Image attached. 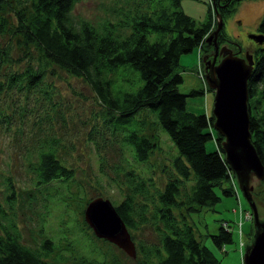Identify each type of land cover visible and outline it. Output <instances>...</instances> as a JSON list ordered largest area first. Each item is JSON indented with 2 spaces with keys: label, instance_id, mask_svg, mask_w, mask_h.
<instances>
[{
  "label": "trees",
  "instance_id": "16d2710c",
  "mask_svg": "<svg viewBox=\"0 0 264 264\" xmlns=\"http://www.w3.org/2000/svg\"><path fill=\"white\" fill-rule=\"evenodd\" d=\"M74 1L0 0V32L15 37L14 41L21 44L20 56L25 59L20 69L7 67L0 71V92L14 87L26 94L31 87L42 84L46 73L55 68L82 77L103 107L101 113L111 134L103 136L98 127L86 130L85 139L98 161V174L107 183L113 181L120 191L113 204L126 228L148 221L156 231L155 241H137L142 256L139 264H219L213 250L201 240L200 231L191 224L188 213L212 207L222 195H236L237 185L223 159L221 136L212 127L211 112H195L185 106L188 96L205 90L199 60L196 59L195 70L203 88L179 90L178 68L180 53L197 47L209 51L205 49L209 44L204 37L214 28V11L225 17L238 0H213L216 8L208 2L207 18L198 22L180 8L179 0H135L133 7L120 9L119 20L103 18L98 24L85 16H75ZM115 23L122 32L113 29ZM256 25L255 31L264 34V7ZM221 29L217 37L223 33ZM256 44L251 49L253 69L246 78L248 130L264 166V40ZM6 48L0 47V65L7 59ZM142 113L153 115L173 145L169 159L173 173L167 174L159 188L154 187L151 200L147 199L150 182L134 169L135 163L146 160L156 147L154 139L143 132L146 118ZM130 116H134L136 126L126 125ZM109 141L117 145L123 159L131 156L130 160L125 159L126 164H109L110 170L118 169L116 172L106 169L108 161L100 152ZM52 143L38 145L34 161L29 162L34 183L47 186L54 181L67 188L74 172L70 164L59 159ZM121 180L125 181L126 191L121 190ZM135 194L143 195V201L135 199ZM252 194L254 202L258 195L264 196V178L258 180ZM237 202L240 211L238 196ZM84 223H77V229L85 233L88 225ZM216 228L207 234L215 247L223 249L233 240L231 227L221 218ZM17 229L0 206V264H54L47 258L56 248L51 236H41L35 246L27 245L21 242ZM237 235L241 236L240 230ZM87 259L92 264L96 257ZM103 260L97 258L93 264H106ZM110 261L109 264L117 262L115 258Z\"/></svg>",
  "mask_w": 264,
  "mask_h": 264
},
{
  "label": "rangeland",
  "instance_id": "374dc122",
  "mask_svg": "<svg viewBox=\"0 0 264 264\" xmlns=\"http://www.w3.org/2000/svg\"><path fill=\"white\" fill-rule=\"evenodd\" d=\"M134 1L75 0L72 11L75 16H85L96 24L103 18L113 22L121 17L120 9L122 8L123 11L125 8L133 7ZM208 2V0H179V6L198 22L207 18ZM234 5L235 7L222 18L221 30L226 36L234 37V40L240 43L245 42L248 44L247 47L252 48L254 43L250 41L252 39L249 40L246 33L256 29L264 0H238ZM114 25L115 31L122 32V27H118L117 23ZM124 28L128 31L126 26ZM14 39L15 37L0 32V47L6 50V46L9 48L5 53L6 61L0 65L2 72L6 71L7 67L20 69L25 64V59L20 56L21 44L16 43ZM230 45L232 44H228ZM196 52L197 49L194 48L179 55L181 66L178 71L181 72V79L177 87L183 92H188L191 88H203V81L196 75L195 70ZM131 73L136 76L138 74L136 71ZM117 80L120 81L119 78ZM41 82L39 86L31 87L26 94L23 89L16 90L14 87L0 92V206L18 228L21 242L35 246L41 236L52 237L56 248L47 258L54 264H89L88 257L104 259L106 264L112 263L110 260L114 258L117 260L114 264H139L142 256L138 253L137 241L156 240V231L151 228L148 221L127 228L135 243L137 254L134 257L114 242L96 237L88 224V227H85L87 233L77 229V223L80 226L84 221L82 207L86 204V198L101 194L116 203L120 193L113 181L107 183L103 176L98 174V161L88 139H85L89 127L100 128L99 131L103 136L111 135L108 124H105L106 119L101 113L103 107L82 77L68 74L63 68L49 71ZM203 90L201 94L187 97L185 106L188 109H193L195 112L202 109L210 111L213 91L209 87ZM141 115L146 118L143 132L154 139L156 147L153 146L146 160L132 165L147 183L150 182L148 188L151 194L147 199L151 200L154 187L159 188L167 174L173 173L169 161L173 145H170L169 136L162 126L154 122L153 115L146 113ZM134 116H130L126 121L128 127L136 126ZM52 141L56 155L62 162L70 164L74 172L67 188L54 181L49 182L47 186L34 183L35 174L32 173L29 162L34 161L38 145ZM100 149L108 161L105 167L110 172L118 170L108 168L112 162L126 164L125 159L126 161L131 159V156L126 155L123 159L121 154L118 155L119 148L110 141ZM124 182L121 180L119 183L121 190L126 191ZM237 196L242 209H249L237 187L236 195L230 193L222 195L212 207H201L195 212L188 213L191 224L200 231L201 240L213 250L220 260L219 264H242L241 243L249 240L252 228L250 212L242 209L237 211ZM134 197L143 201V195L135 194ZM255 205L258 214L264 215L263 195L255 198ZM241 212V216L238 217ZM221 218L227 220L233 238L223 245L225 250L215 247L207 234L217 231L218 219ZM237 230L241 231L239 238ZM238 240L241 241L237 247ZM96 259L91 262L94 263Z\"/></svg>",
  "mask_w": 264,
  "mask_h": 264
},
{
  "label": "water",
  "instance_id": "95a60500",
  "mask_svg": "<svg viewBox=\"0 0 264 264\" xmlns=\"http://www.w3.org/2000/svg\"><path fill=\"white\" fill-rule=\"evenodd\" d=\"M211 4L214 6L213 0ZM214 17V28L204 37V42H211L213 47L209 51H202L199 57L206 85L213 91L209 111L211 123L221 136L219 143L223 159L229 164L236 185L250 209L253 228L250 240L243 246L242 264H264V215L258 214L252 194L258 180L264 178V166L250 141L246 89V78L253 69L254 58L251 52L244 51L237 55L223 43L217 45L223 16L219 11H214ZM247 36L257 43L264 40L263 33L253 30ZM216 54L220 55L218 61L214 58ZM85 203L82 207L83 219L90 229L98 237L114 242L127 254L135 256V243L113 201L97 194L91 195Z\"/></svg>",
  "mask_w": 264,
  "mask_h": 264
},
{
  "label": "flooded vegetation",
  "instance_id": "af4514ba",
  "mask_svg": "<svg viewBox=\"0 0 264 264\" xmlns=\"http://www.w3.org/2000/svg\"><path fill=\"white\" fill-rule=\"evenodd\" d=\"M222 31V30H221ZM248 33V32H247ZM246 33V34H247ZM250 39H252V38H250L249 37V40ZM250 41H252L253 43H254V45L256 46L257 44L255 43V40H250ZM216 42H217V45H219L220 43H223L226 47H229V48H232L231 50L232 51H235V53L236 54H239V55H241V54H243V52L245 51V52H251V49L253 48V46H252V48L251 47H247L248 46V44H245V42L244 43H240V42H238V41H236V40H234V37H228V36H226L224 33H222V34H220V37H217V40H216ZM232 44V45H230V46H228V44ZM209 45L207 46V47H205V49H207V50H209L210 48H212L213 47V44L211 43V42H209L208 43ZM220 57V55L219 54H216L215 55V59H216V61H218V58Z\"/></svg>",
  "mask_w": 264,
  "mask_h": 264
},
{
  "label": "bare ground",
  "instance_id": "6f19581e",
  "mask_svg": "<svg viewBox=\"0 0 264 264\" xmlns=\"http://www.w3.org/2000/svg\"><path fill=\"white\" fill-rule=\"evenodd\" d=\"M95 234V233H94ZM96 235V234H95ZM97 236V235H96Z\"/></svg>",
  "mask_w": 264,
  "mask_h": 264
},
{
  "label": "built area",
  "instance_id": "2783aa9c",
  "mask_svg": "<svg viewBox=\"0 0 264 264\" xmlns=\"http://www.w3.org/2000/svg\"><path fill=\"white\" fill-rule=\"evenodd\" d=\"M241 241V240H240Z\"/></svg>",
  "mask_w": 264,
  "mask_h": 264
}]
</instances>
